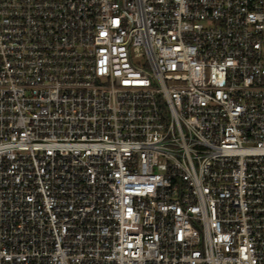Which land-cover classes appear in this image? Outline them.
<instances>
[{"label":"built area","instance_id":"2783aa9c","mask_svg":"<svg viewBox=\"0 0 264 264\" xmlns=\"http://www.w3.org/2000/svg\"><path fill=\"white\" fill-rule=\"evenodd\" d=\"M0 264H264V0H0Z\"/></svg>","mask_w":264,"mask_h":264}]
</instances>
